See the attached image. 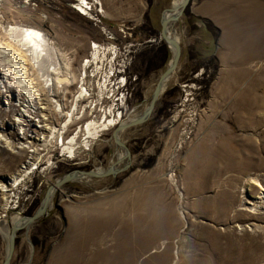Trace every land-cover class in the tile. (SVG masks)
Here are the masks:
<instances>
[{"label": "rangeland", "instance_id": "374dc122", "mask_svg": "<svg viewBox=\"0 0 264 264\" xmlns=\"http://www.w3.org/2000/svg\"><path fill=\"white\" fill-rule=\"evenodd\" d=\"M29 1L0 0V37L9 25L44 32L56 48L48 65L58 53L64 77L76 82L66 89L56 83L49 94L65 113L80 100L81 65L91 44L113 50L107 74H98L96 65L89 70L79 119L68 127L66 115L44 111V123L63 126L61 134L70 140L79 127L106 114L139 119L172 60L161 30L163 12L174 0H143L142 8L119 3L110 10L118 17L99 15L98 25L72 8L74 0ZM174 31L182 47L177 70L152 116L119 134L131 153L127 170L56 189L46 214L17 233L10 264H264V194L253 184L264 186V111L237 108L264 105V0H192ZM35 94L43 99L37 86ZM6 96L0 85L5 111L11 101L22 103ZM40 104L30 110L37 113ZM17 108L20 118L26 115L28 109ZM31 117L29 137L41 151L10 193L3 191L27 171L34 154L3 147L2 136L14 142L12 135L24 138L19 128L27 126L0 121V264L8 255L13 217L34 215L65 175L110 168L120 149L111 128L92 150L80 133L70 157L59 147V133L50 136L37 128L42 119Z\"/></svg>", "mask_w": 264, "mask_h": 264}, {"label": "bare ground", "instance_id": "6f19581e", "mask_svg": "<svg viewBox=\"0 0 264 264\" xmlns=\"http://www.w3.org/2000/svg\"><path fill=\"white\" fill-rule=\"evenodd\" d=\"M183 2L184 0H174L170 7V9H172L173 11L167 12L163 16L164 22L168 23L167 30H166V34L168 38L176 39L178 41H179L178 36L176 35L174 31V23L178 21L182 15L181 5ZM79 8H80V11L78 12L80 13V15H82L83 17L89 16V18L92 21H94L95 18L91 15V12L89 13L86 9L83 8V6H79ZM95 12L98 15H102V16L105 15V10L100 0H97ZM4 33H5V36L1 34L2 37H0V85H1V88H3L4 90V93L8 94V97L6 96L7 99L11 98L14 100L17 97L20 99L19 102H22V103H20V106H17V105L12 104V101H11L9 102V106L11 107L9 110L5 111L2 108H0V121L4 122L7 120L8 122H10L9 124H11L12 126H16V122H18V124L20 125L25 124V126H27V129H23V126L19 128L20 130H24V134H23L25 135L24 138H20L18 134L17 135L14 134L12 135V137L14 136L13 138L14 142H12V141H9L11 140V138H9V140L8 139L3 140L4 136H2L1 142L5 144V146L3 147H6L13 154L21 155V154H26L27 152L34 154V155L32 154L33 157L30 158L29 162L25 163V165L27 164L29 166V167L27 166L25 169L27 171H21V174L19 173L16 176H14L10 180L9 186L7 184L6 188L3 186V188H5L3 192L10 193L14 191L16 188H18L23 181H25L27 177L26 174L30 172L29 171L30 167L35 165V162L31 163V161L33 160V158H36V155L39 153V151H41V149L35 145L34 140H36V138L33 137L32 139V137H29L30 132H32L31 131L32 127H31V122L28 121V118H32L31 117L32 115H37V117L42 119L39 121V123L42 124L46 121H49V119H46L47 115L44 114V111L49 113V115L50 113L53 112V116L55 115L54 113L66 115L69 121L67 122L68 127L71 124H73L75 122L74 121L75 118L79 119V117L77 116L81 115L82 110H79L80 103L86 100V96H84V92L87 95L89 92L87 88V84H86L87 83L86 80L90 78L89 70L93 68L94 65H96L95 66L97 68L96 72L100 71L98 72V74H103V75L107 74L106 69L104 70V66L106 65L105 63L108 60L107 58L108 51L110 52L113 50L104 48L103 46L97 43H94V45L91 44L92 54L91 56L86 58L82 62V65H81L82 77L78 81L79 86L81 85V93L79 96L80 100H76L73 107H71V110L65 113L64 106L58 101L54 102L53 100H50L49 94L51 93V91H54L53 89L56 87V83L57 85H59L57 86V88L65 87L66 89L67 87L74 86L76 82L75 81L72 82L68 78L64 77L63 75L64 73L63 71L65 69L64 63H62L60 59L58 58L59 57L58 53H55V55L57 56V60L54 62V64L51 63V65H48L51 60L50 58L53 56V52H56L55 46L54 45L51 46L52 44H50V40L47 39L46 36H44L42 30L39 27L34 26V25H29V24L9 25L8 27L4 29ZM163 42L167 44V47L172 53V60L169 64L170 66L173 62L176 50L170 42L166 40H163ZM65 64L70 70L71 65L69 63H65ZM30 70H33L34 72H36L39 78L33 79V77H31L33 75L30 73ZM104 78L106 79L105 82L107 83L108 78L106 77V75ZM169 80L170 78L164 83L163 90H164V87H166V84L169 82ZM35 81H39V82L35 83ZM44 82H46L45 84L46 86L43 85ZM36 86L39 87V92H41V96L43 97V99H39V102L40 101L43 102L41 104L37 101L38 99L35 97ZM38 104H40V106L37 109L38 112L37 113L32 112L30 108L32 109V107H35ZM52 104H55L53 111L51 109ZM44 105H46L45 109L41 107ZM17 107H19V109L21 107L28 109L27 111H23V112H26V115L23 114L20 118L18 116ZM237 108L248 109L247 111H250L253 113L256 110L264 111V105H258V104H253L249 106L238 105ZM16 118H19V119H16ZM137 118L138 116L125 120L122 114L119 117H117V115L116 116L114 115L112 117V115L108 116L106 114L104 117L101 118V120H98V121L92 120V121L87 122L85 127L84 126H82L81 128L79 127V129L77 130V134L73 135V137L70 140L65 139L63 137V133L61 134V132L65 130L63 126L57 129L56 126L55 127L49 126L46 123H44V125L39 126L37 128L43 129L44 132L49 131L50 136H52L53 134L59 133L58 141L60 138L62 139L61 144L60 142H58V144L61 145L59 147H61V150L65 152L67 155L69 154L70 157H73L74 154L76 153L75 150H76V145L78 144V140L81 138L80 133L87 136V139H85L86 141L85 144L87 147H89V150H92L93 142L98 141L100 139L101 137L100 133L102 131H108L111 128L116 129L118 126H120L119 124L121 125L129 124L137 120ZM33 132H35V130ZM52 132L53 134H51ZM50 136H48L47 138H49ZM77 146H79V144ZM115 162L116 163L118 162L117 169H120L121 167L123 168L124 166L129 165V160L127 159V153L124 149L122 148L118 149V153L116 155V161H114L113 163ZM114 165L112 164V166ZM110 168H107V167L106 168H102V167L96 168L97 171L95 172L98 174H104ZM75 177H76L75 179L78 181H90L92 179V177L86 176L84 174H76ZM256 182L257 183L253 182V184L261 188V191L264 194V186L262 184H258L259 181H256ZM54 192L55 190L52 192V196ZM9 197H7L6 199H8ZM257 199H262V198L258 197ZM25 219L26 218L23 216L21 217V216L16 215V217H13L12 220H13L14 225L21 226L24 224L23 222Z\"/></svg>", "mask_w": 264, "mask_h": 264}, {"label": "water", "instance_id": "95a60500", "mask_svg": "<svg viewBox=\"0 0 264 264\" xmlns=\"http://www.w3.org/2000/svg\"><path fill=\"white\" fill-rule=\"evenodd\" d=\"M192 0H184V2L181 5V14H183V12L185 11V9L190 5ZM173 10L168 8L163 12V16L165 13L167 12H172ZM182 16V15H181ZM167 25L168 23H165L163 18H162V30H161V39L166 40L168 42H170L175 50V56L173 59L172 64L162 73V75L160 76L158 83L155 87V90L153 92L152 95V99L150 102V105L148 107V109L146 110V112L137 120H135L134 122H131L129 124H125V125H120L118 126L113 133V139L116 142V144L124 149L127 153V159L130 160L131 158V153L129 151V149L127 148V146L120 141L119 138V134L121 132H123L124 130H127L129 128L138 126V125H142L144 124L151 116L152 113L156 107V104L158 102V99L160 97V95L162 94L163 91V86L164 83L171 77V75L177 70L180 60H181V56H182V47L180 45V42L176 39H170L168 38L167 34H166V30H167ZM118 167V162L112 166L107 172H105L104 174H98L95 171H81V170H76L74 172H71L67 175L64 176L63 179L59 180L57 183L53 184L47 191L45 199L42 203L41 208L32 216L30 217H25L26 219L24 220V224L23 225H13L12 230H11V234H10V242H9V249H8V255L7 258L5 260V262L3 264H10L12 261V258L14 256L15 250H16V235L18 232H20L22 229L30 226L31 224H33L34 222H36L37 220H39L40 218H42L45 214H46V210L48 208V206L51 203V199H52V192L62 186H64L65 184L75 180V175L76 174H84L86 176H90L93 178H108V177H116L119 173L124 172L125 170H127L128 166H124L123 168L117 169Z\"/></svg>", "mask_w": 264, "mask_h": 264}, {"label": "built area", "instance_id": "2783aa9c", "mask_svg": "<svg viewBox=\"0 0 264 264\" xmlns=\"http://www.w3.org/2000/svg\"><path fill=\"white\" fill-rule=\"evenodd\" d=\"M96 5H97V0H84V1L83 0H75L72 8L78 12V11H80L79 6H83V8L86 9L89 13L91 12V15L95 18L94 19L95 24L98 25V24H101L102 21H101L99 15L95 12ZM101 17H103V16L101 15Z\"/></svg>", "mask_w": 264, "mask_h": 264}, {"label": "crops", "instance_id": "0c3cea01", "mask_svg": "<svg viewBox=\"0 0 264 264\" xmlns=\"http://www.w3.org/2000/svg\"><path fill=\"white\" fill-rule=\"evenodd\" d=\"M100 1L102 3V6L106 7V9L104 10H105V15L108 18H115V16L118 17L117 14L111 13L110 10H112L114 6H117V4L119 3H123V4L131 3L138 8H142V5H143V0H122V1L120 0H100Z\"/></svg>", "mask_w": 264, "mask_h": 264}, {"label": "flooded vegetation", "instance_id": "af4514ba", "mask_svg": "<svg viewBox=\"0 0 264 264\" xmlns=\"http://www.w3.org/2000/svg\"><path fill=\"white\" fill-rule=\"evenodd\" d=\"M75 1V0H74Z\"/></svg>", "mask_w": 264, "mask_h": 264}]
</instances>
